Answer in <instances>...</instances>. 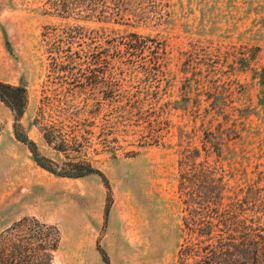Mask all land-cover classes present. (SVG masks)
<instances>
[{
  "label": "rangeland",
  "instance_id": "1",
  "mask_svg": "<svg viewBox=\"0 0 264 264\" xmlns=\"http://www.w3.org/2000/svg\"><path fill=\"white\" fill-rule=\"evenodd\" d=\"M0 81L42 157L109 185L39 167L0 101V231L55 226L50 264H252L218 239L264 237V0H0Z\"/></svg>",
  "mask_w": 264,
  "mask_h": 264
},
{
  "label": "trees",
  "instance_id": "2",
  "mask_svg": "<svg viewBox=\"0 0 264 264\" xmlns=\"http://www.w3.org/2000/svg\"><path fill=\"white\" fill-rule=\"evenodd\" d=\"M0 101L13 115L15 139L27 147L39 167L66 178H80L88 174H97L103 178L105 186L109 190L107 180L99 171L87 167L58 172L48 159L39 154L36 143L28 138L20 124L27 106V93L24 87L0 81ZM230 225L232 226H228L226 229L231 228L232 230L228 231H233L234 225L231 223ZM212 226L210 221L206 223L204 235H211ZM228 237L229 239L221 236L218 239L220 251L230 252L229 249L233 248L236 253H240L239 250L251 247L252 264H264V237H261V242L254 240L250 235L234 238L232 235H228ZM59 243L60 234L55 226L40 222L33 217H24L0 231V264H50L58 250ZM99 252L104 263L108 264L106 254L102 250ZM209 260V256H206L204 262L210 264Z\"/></svg>",
  "mask_w": 264,
  "mask_h": 264
}]
</instances>
